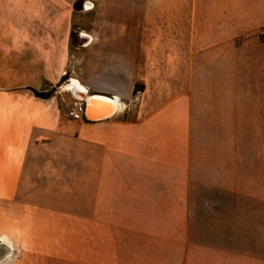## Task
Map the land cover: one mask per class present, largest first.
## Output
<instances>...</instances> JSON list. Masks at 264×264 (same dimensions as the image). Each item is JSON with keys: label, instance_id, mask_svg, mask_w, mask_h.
Masks as SVG:
<instances>
[{"label": "crops", "instance_id": "crops-1", "mask_svg": "<svg viewBox=\"0 0 264 264\" xmlns=\"http://www.w3.org/2000/svg\"><path fill=\"white\" fill-rule=\"evenodd\" d=\"M111 2L0 0V264H264V0Z\"/></svg>", "mask_w": 264, "mask_h": 264}, {"label": "rangeland", "instance_id": "rangeland-1", "mask_svg": "<svg viewBox=\"0 0 264 264\" xmlns=\"http://www.w3.org/2000/svg\"><path fill=\"white\" fill-rule=\"evenodd\" d=\"M97 3H99V9H100V13H101V16H107V11H109V9H111L113 6H114V9L115 10H118L119 11V4L117 6V3L115 2H111V0H95ZM128 5V4H127ZM125 4V7H131V6H127ZM82 4L80 5V9L82 10ZM129 9V8H128ZM3 6L0 4V17L3 16ZM80 10H77V13L79 12ZM128 11V10H127ZM79 14V13H78ZM130 14L129 12L125 13L124 15H128ZM79 25H75V31L77 32L79 29ZM74 32L73 33V37H74V42L76 43L77 42V33ZM222 85V84H221ZM222 95V94H221ZM220 95V96H221ZM226 108V107H225ZM215 123V122H214ZM206 124H208V126H206ZM212 126L211 125V122H205V125H204V130H206V128H208V130L212 129ZM80 155H77L75 158H70V160H73L75 159L76 163H77V167H76V175H75V182H74V185H73V189H75V207L77 209H80L82 210L83 209V203H87L88 205H92V202L93 200L92 199V195H94V188L95 186H91L92 188H90L88 190L87 187H85V185L83 184L82 182V176H83V168H82V161L84 160L83 158V153L82 151H80ZM41 174V172L39 170L36 169V173ZM43 172H47V174L45 173H42V177L40 176L39 177V180H40V183L37 184V186H33L31 185V183H29V180H28V184H24L22 186V191L23 192H35L36 189H33L35 187H37V190L38 191H41V192H57V187H48L47 184H46V181L47 180H50L51 178L54 177V175L52 176V169H44ZM96 175V173H94L93 171V175L94 176ZM30 178V177H29ZM60 178H62V174H60ZM81 178V181H79ZM47 187V189H46ZM46 189V190H45ZM66 203V202H65ZM90 207V206H88ZM46 264H72L70 262H65V261H59V260H55V261H50Z\"/></svg>", "mask_w": 264, "mask_h": 264}, {"label": "bare ground", "instance_id": "bare-ground-1", "mask_svg": "<svg viewBox=\"0 0 264 264\" xmlns=\"http://www.w3.org/2000/svg\"><path fill=\"white\" fill-rule=\"evenodd\" d=\"M64 89L70 92H75L77 95L81 96H83V92H87L76 79L67 83L64 86ZM86 100L88 103V115L94 120L108 119L117 111L121 112L125 108L122 102L116 100L115 98H107L88 93Z\"/></svg>", "mask_w": 264, "mask_h": 264}, {"label": "built area", "instance_id": "built-area-1", "mask_svg": "<svg viewBox=\"0 0 264 264\" xmlns=\"http://www.w3.org/2000/svg\"><path fill=\"white\" fill-rule=\"evenodd\" d=\"M261 37L264 40V27L261 32ZM69 115L77 121L85 119V103L81 100L74 99V102L70 108Z\"/></svg>", "mask_w": 264, "mask_h": 264}, {"label": "water", "instance_id": "water-1", "mask_svg": "<svg viewBox=\"0 0 264 264\" xmlns=\"http://www.w3.org/2000/svg\"><path fill=\"white\" fill-rule=\"evenodd\" d=\"M80 38L81 39H84V42H83V46L87 45L89 40L88 38H84L82 35H80ZM72 96L74 97V99H78V100H81L85 103V119L87 121H90V122H96V121H101V120H106V119H100V120H94V119H91L88 115V103H87V100H86V97L88 95L87 92H83V96L81 95H77L75 92H71ZM113 117V116H112ZM111 118V117H109ZM1 250H6L4 244H0V256H1ZM1 258V257H0Z\"/></svg>", "mask_w": 264, "mask_h": 264}, {"label": "trees", "instance_id": "trees-1", "mask_svg": "<svg viewBox=\"0 0 264 264\" xmlns=\"http://www.w3.org/2000/svg\"><path fill=\"white\" fill-rule=\"evenodd\" d=\"M80 5H81V3L80 2H77L76 4H75V8L77 9V10H79L80 9ZM143 89V86H141V88H140V86H136V88H135V91H134V93L135 94H137L139 91H141ZM35 94H36V96L37 97H42V98H45V97H49V94L47 95V94H42V93H39V92H36L35 91Z\"/></svg>", "mask_w": 264, "mask_h": 264}]
</instances>
